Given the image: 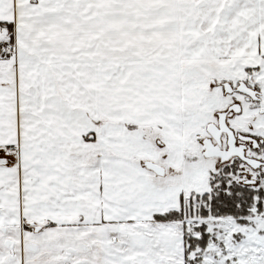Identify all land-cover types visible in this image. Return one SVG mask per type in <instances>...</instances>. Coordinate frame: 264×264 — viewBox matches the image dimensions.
Returning a JSON list of instances; mask_svg holds the SVG:
<instances>
[{
	"label": "snow or ice",
	"instance_id": "snow-or-ice-1",
	"mask_svg": "<svg viewBox=\"0 0 264 264\" xmlns=\"http://www.w3.org/2000/svg\"><path fill=\"white\" fill-rule=\"evenodd\" d=\"M0 264H264V0H0Z\"/></svg>",
	"mask_w": 264,
	"mask_h": 264
}]
</instances>
